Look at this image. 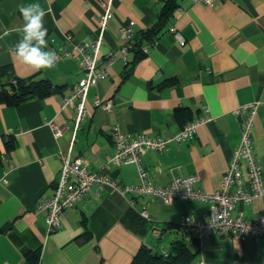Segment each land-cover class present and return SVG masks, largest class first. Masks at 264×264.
I'll use <instances>...</instances> for the list:
<instances>
[{
  "label": "crops",
  "instance_id": "0c3cea01",
  "mask_svg": "<svg viewBox=\"0 0 264 264\" xmlns=\"http://www.w3.org/2000/svg\"><path fill=\"white\" fill-rule=\"evenodd\" d=\"M108 1L112 18L96 67L102 68L107 54L115 60L107 77L89 88L87 118L72 143L73 111L61 110L60 103L84 74L73 46L92 42L103 3ZM168 1L39 0L48 10L47 39L58 63L55 69L37 72L9 53L20 38L18 5L32 0H0V89L10 88L13 78L29 77L62 86L61 92L44 98L17 105L0 103V156L5 157L0 159V178L4 168L14 167L8 184H0V264H131L143 244L167 253L168 244L179 237V231L168 226H178L181 216L197 220L208 216V202L175 200L165 205L146 195H122L107 186H94L60 214V227L48 232L45 214L36 212V207L54 192L61 154L69 152L71 159H82L88 171L104 174L121 186L139 184L135 164L103 168L114 151L110 137L114 127L126 135L166 137L188 122L211 116L212 121L199 125L189 141L169 142L162 151L145 150L138 156L156 185L167 187L175 177L196 175V187L210 193L218 190L240 141L239 118L232 112L254 102L253 153L264 176V0H214L213 4L176 0L158 33L151 40L142 37L139 49L133 47L122 60L119 29L133 21V36L139 37L159 21ZM95 99L111 100L112 109L95 106ZM49 122L65 128L62 136H53ZM242 173L246 179L244 167ZM143 210L149 219L141 216ZM262 212L264 198H255L250 204L237 202L231 215L255 220ZM153 227L165 229L162 242L152 236ZM192 236L186 242L196 254L194 264H264L262 236L243 240L219 233L200 240Z\"/></svg>",
  "mask_w": 264,
  "mask_h": 264
},
{
  "label": "built area",
  "instance_id": "2783aa9c",
  "mask_svg": "<svg viewBox=\"0 0 264 264\" xmlns=\"http://www.w3.org/2000/svg\"><path fill=\"white\" fill-rule=\"evenodd\" d=\"M194 1L207 4H213L214 2V0ZM103 8L104 11L98 21V31L92 42L73 46V50H76L81 56V67L84 74L60 103L61 110L68 108L73 111L72 143L74 142L75 132L87 118L85 101L89 88L94 87L99 80L107 77V69L115 60V57L107 54L102 68L96 67V59L102 45L103 34L107 29L108 21L112 18L109 1L103 3ZM133 26L134 22L131 21L119 29V37L123 42L119 48V56L124 61H126L127 53L135 45ZM169 31L175 35L180 45L184 44V40L176 34L174 28H170ZM142 49L146 51L145 47ZM94 105L110 111L113 102L111 100L101 101L95 99ZM256 109L257 104L251 102L238 106L232 112L239 118L240 141L232 153L219 188L215 192L209 193L198 189L196 185L199 179L196 175L175 177L167 187H160L149 178L138 157L145 150L162 151L169 142L189 141L195 135L196 128L199 125L212 121L213 118L207 115L184 124L176 134L166 137H148L144 134L126 135L118 127L112 128L110 137L114 151L112 155L106 157L103 168L108 169L113 166L135 164L139 175V184L135 186L116 184L104 174L88 171L82 159H71L69 152L61 154L62 167L54 192L50 197L39 200L36 212L45 214L47 230L48 232H54L60 227L59 216L64 210L74 207L78 200L89 192L92 187L105 188L107 186L110 190L117 191L122 195L133 193L157 198L165 205H170L175 200L211 203L209 214L203 219L197 220L189 216H181L180 218V223L191 228L199 240L211 233H219L227 238L237 236L240 240L250 235L264 237V212L255 220H247L241 214L236 217L231 215L237 202L250 204L255 198H264L262 165L253 153L252 144ZM48 125L55 138L62 136L65 131V128L56 126L52 122H49ZM0 159L5 161L3 155L0 156ZM242 167L246 170V179L243 176ZM13 169V166L4 168L0 184H8V176ZM141 216L149 219L145 210L141 212ZM151 234L154 237L159 236L160 231L153 227ZM199 264L206 263L200 261Z\"/></svg>",
  "mask_w": 264,
  "mask_h": 264
},
{
  "label": "trees",
  "instance_id": "16d2710c",
  "mask_svg": "<svg viewBox=\"0 0 264 264\" xmlns=\"http://www.w3.org/2000/svg\"><path fill=\"white\" fill-rule=\"evenodd\" d=\"M167 10L161 14L159 21L150 28L147 32H143L139 37H135V46L137 48L140 44L138 41L143 37L151 40L158 31L163 27L165 21L171 14V9L175 8L176 0H169ZM139 39V40H138ZM139 48H137L138 50ZM136 50V49H135ZM62 86L54 84L47 79L36 80L33 77L29 78H13L10 83V88L0 89V103H7L10 105H17L20 102L30 98H44L53 93L61 92ZM156 228V227H154ZM158 229V228H157ZM168 229L179 231V237H175L169 244L167 253L154 252L145 244L141 245L132 258L131 264H194L195 252L191 250L186 242V239H193V231L188 226H168ZM160 235L156 238L158 242H162V237L165 229H159ZM30 254L26 251V255ZM31 256V255H30ZM34 258L37 254L33 255Z\"/></svg>",
  "mask_w": 264,
  "mask_h": 264
},
{
  "label": "clouds",
  "instance_id": "9594fccd",
  "mask_svg": "<svg viewBox=\"0 0 264 264\" xmlns=\"http://www.w3.org/2000/svg\"><path fill=\"white\" fill-rule=\"evenodd\" d=\"M22 26L19 40L9 49L10 55L33 71L52 70L58 63L57 53L49 48L45 16L48 10L39 0L18 5Z\"/></svg>",
  "mask_w": 264,
  "mask_h": 264
},
{
  "label": "water",
  "instance_id": "95a60500",
  "mask_svg": "<svg viewBox=\"0 0 264 264\" xmlns=\"http://www.w3.org/2000/svg\"><path fill=\"white\" fill-rule=\"evenodd\" d=\"M165 243H167V242L165 241Z\"/></svg>",
  "mask_w": 264,
  "mask_h": 264
}]
</instances>
